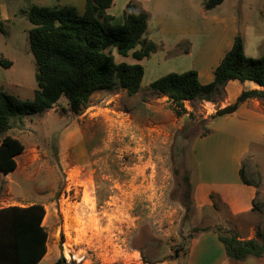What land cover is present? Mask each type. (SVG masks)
I'll return each mask as SVG.
<instances>
[{
  "label": "rangeland",
  "instance_id": "obj_1",
  "mask_svg": "<svg viewBox=\"0 0 264 264\" xmlns=\"http://www.w3.org/2000/svg\"><path fill=\"white\" fill-rule=\"evenodd\" d=\"M203 1L181 2L176 14L198 19ZM232 3L238 16L244 8L253 13L249 22L255 33L264 31L261 0ZM31 26L27 18L10 23L11 49L6 33L0 35V58L17 59L13 67L0 64V91L21 99H33L38 87ZM151 93L144 90L134 98L120 88L98 91L78 113L62 96L44 113L24 117V129L9 131L24 150L16 156L14 171H0V208L44 205L48 238L42 264H55L61 257L66 264H184L194 235L205 228L233 229L216 195L214 210L194 201L198 172L192 143L177 137L188 116L177 117L166 100L158 102L162 111L147 110L144 102ZM194 105L191 129L200 133L208 111L200 109L199 100ZM190 200L187 211L184 204ZM256 206L255 230L264 238L263 197L258 196Z\"/></svg>",
  "mask_w": 264,
  "mask_h": 264
},
{
  "label": "trees",
  "instance_id": "obj_2",
  "mask_svg": "<svg viewBox=\"0 0 264 264\" xmlns=\"http://www.w3.org/2000/svg\"><path fill=\"white\" fill-rule=\"evenodd\" d=\"M224 0H206V9H212ZM113 0H86L80 13L75 6L49 7L33 5L22 13L32 24L28 36L30 48L37 64V89L33 99H21L5 90L0 91V171L11 173L17 168L16 156L24 150L20 139L11 136L14 128L24 129V117L44 113L53 108L62 96L67 98L73 112L90 106L94 93L120 88L135 95L141 88L144 67L141 64L116 62L112 48L119 54L142 59L155 52L157 45L143 39L149 15L136 5L128 3L121 22L107 10ZM264 7V3H263ZM0 31L3 23L0 22ZM140 49H137L138 46ZM0 64L10 67L11 62L0 58ZM253 81L260 88L243 90L236 101L217 109L203 119L206 122L217 116L235 112L248 99L264 100V56L245 54L244 39L238 34L232 48L225 54L209 84L199 81L196 70L182 73L170 72L150 84V89L168 97L177 117L187 115L189 123L179 129L177 137L193 143L209 133L192 130L195 113L188 111L186 100L209 101L228 81ZM245 183L248 180L242 173ZM193 201L184 204L189 211ZM46 210L43 204L12 205L0 208V264H39L47 253L48 233L43 225ZM214 230L224 244L227 257L243 261L249 256L264 257V238L241 239L234 229L227 232L222 227ZM55 264H66L63 257ZM71 264H81L75 260Z\"/></svg>",
  "mask_w": 264,
  "mask_h": 264
},
{
  "label": "crops",
  "instance_id": "obj_3",
  "mask_svg": "<svg viewBox=\"0 0 264 264\" xmlns=\"http://www.w3.org/2000/svg\"><path fill=\"white\" fill-rule=\"evenodd\" d=\"M187 1L193 3L194 0H113L107 10L118 22L123 20V11L128 3L135 4L136 9L144 10L149 15L143 39L157 45L155 52L137 59L133 56V51L128 55H117V48H112L116 62L138 63L144 67L141 88L134 98L140 96L144 90L153 92L149 97L150 101L144 102L147 110L162 111V105L158 103L161 100L171 104L167 96L150 89V84L165 74L193 69L197 71L202 84L211 83L215 69L232 48L238 34L244 39L247 56H264V31L255 33L249 22L253 14L250 10L240 9L238 16L232 0H224L212 9H206L203 1L200 18L177 15L178 4ZM263 3L264 0H261L259 4L262 19ZM33 5H72L83 13L86 0H0V22L3 23L0 35L6 33V46L9 45V49L11 47L7 30L10 23L17 18H27L22 11ZM140 48L139 45L137 49ZM253 53H258L259 56H252ZM5 60L11 62L10 67L17 62L16 58L9 56ZM146 78L148 81L143 90ZM254 88L260 87L253 81L230 80L218 92H214L209 101L196 100L200 101V109L208 111V117L217 109L234 103L243 90ZM196 100L185 101L188 111H196ZM206 127L210 130L209 133L198 137L192 143L193 159L198 172L197 184L193 190L194 201L200 208L206 206L207 209L214 210L212 195H216L220 200L217 204L226 208L227 222L232 223L240 238H256L260 241L254 221L259 213L256 200L258 196L264 198V100L248 99L235 112L209 119ZM253 166L256 170H253ZM242 173L249 184L243 181ZM251 175H256V179ZM249 195L256 196L249 199ZM33 203L38 202L28 205ZM218 209L217 207L216 210ZM44 221L45 218V226ZM183 257L184 264H264V257L249 256L243 261L230 260L218 233L212 229L194 235L189 240L187 252ZM44 260L45 256L39 264ZM173 262H176V259Z\"/></svg>",
  "mask_w": 264,
  "mask_h": 264
}]
</instances>
